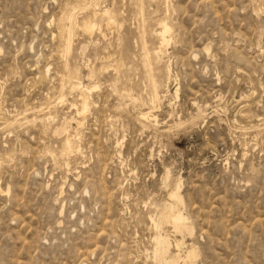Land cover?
<instances>
[{
	"label": "rangeland",
	"instance_id": "1",
	"mask_svg": "<svg viewBox=\"0 0 264 264\" xmlns=\"http://www.w3.org/2000/svg\"><path fill=\"white\" fill-rule=\"evenodd\" d=\"M263 118L264 0H0V264H264Z\"/></svg>",
	"mask_w": 264,
	"mask_h": 264
},
{
	"label": "bare ground",
	"instance_id": "2",
	"mask_svg": "<svg viewBox=\"0 0 264 264\" xmlns=\"http://www.w3.org/2000/svg\"><path fill=\"white\" fill-rule=\"evenodd\" d=\"M168 1V0H167ZM144 6V5H143ZM169 6V5H168ZM98 7V6H97ZM96 7V8H97ZM167 7V6H166ZM100 8V7H99ZM144 8V7H143ZM141 9L142 11H144V9ZM170 8V7H169ZM92 9V8H91ZM101 9V8H100ZM100 9H97V11L98 10H100ZM140 9V8H139ZM96 11V10H95ZM101 11V10H100ZM112 12V13H111ZM111 13V14H110ZM140 13V12H139ZM142 14V13H141ZM104 15L107 17H104L105 18V20H106V22L107 23H111V22H115L116 20H117V18H116V15H115V12L112 10V11H110V10H108V9H106V10H104ZM168 15V14H167ZM166 15V16H167ZM165 16V17H166ZM168 17V16H167ZM71 20H72V22L73 23H75V20H76V17L73 15L72 17H71ZM168 20H166V18H164V19H161L159 22H158V26H159V31L157 32V36H158V38H159V40H160V46L158 47V51H157V53L159 54V53H164L165 51H166V47H167V44L170 42V40L173 38H171V33H172V27L170 26V24L167 22ZM76 25H79V24H76ZM100 25H101V22H100V20L98 19V17H97V14H95L93 17H88L87 19H83V21L80 23V27H81V29H83L85 32H87V33H90V34H92L97 28H99L100 27ZM75 26V25H74ZM75 29V27L73 28V30ZM72 32V31H71ZM155 32V31H154ZM69 33V32H68ZM155 34H156V32H155ZM154 34V35H155ZM89 35V34H88ZM173 35V34H172ZM90 37V36H89ZM73 39V38H72ZM84 49H85V47H83ZM157 48V47H156ZM66 51V50H65ZM147 52V51H146ZM166 54V53H165ZM164 55V54H163ZM147 60L149 61V63H150V51L147 53ZM150 65H151V63H150ZM89 68H90V66H89ZM76 72V71H75ZM73 73V72H72ZM78 73V72H77ZM71 73H69V75H70ZM73 74H75V73H73ZM73 76H75V75H73ZM64 77H66V75L64 76ZM76 77V76H75ZM91 77V76H90ZM74 78V77H73ZM77 78L78 77H76V79H72V80H74V83L72 84L73 85V88H75L78 84H76L78 81H77ZM79 79V78H78ZM71 80V81H72ZM77 82H76V81ZM70 81V80H69ZM81 81H82V79H81ZM76 82V83H75ZM154 82V81H153ZM69 83V82H68ZM71 86V85H70ZM81 87V88H84V91H87L88 93H90V91H91V89L93 88H90V87H88V86H85L84 84H83V82H79V85L77 86V87ZM64 87V86H63ZM94 87H96V86H94ZM155 87V86H154ZM78 89V88H77ZM151 90V89H150ZM152 91V90H151ZM155 91H157V90H155ZM61 93H63V92H61ZM156 93V92H155ZM64 94V93H63ZM151 95V94H150ZM60 96H62V94L60 95ZM153 96V95H152ZM64 97V96H63ZM84 98L86 99L85 100V102H84V104H83V106H82V108L80 109V110H78L79 111V115H86V112L88 111V109H89V105H90V103L88 102V100H87V97H86V95L84 96ZM156 99H157V97H156ZM152 101V100H151ZM154 101V100H153ZM151 104H152V102H151ZM153 106H155L154 104H153ZM78 107V106H77ZM141 114H143V113H141ZM150 115L151 114H149V113H145V114H143V117H145V118H149L150 117ZM12 116H14V115H12ZM78 116V115H77ZM83 117V116H82ZM49 118V117H48ZM80 118V117H79ZM79 118H77V119H79ZM19 119V118H18ZM47 119V118H46ZM80 120V119H79ZM83 120H85V118L83 119ZM154 120L155 121H158L157 120V117L156 116H154ZM263 120H264V118H263ZM17 121H19V120H17ZM16 121V122H17ZM84 122V121H83ZM69 123H71V121H69V119H65L64 120V122H63V124L59 127V128H57V132H68L69 131V127H70V124ZM142 123V122H141ZM81 124V123H80ZM83 124V123H82ZM6 125V124H5ZM14 125H17V123L16 124H14ZM79 125V124H78ZM72 126V125H71ZM15 127V126H14ZM73 128V127H72ZM56 129V128H55ZM72 131H73V129H71ZM73 132H75V131H73ZM71 133V132H70ZM74 134V133H73ZM71 136V135H70ZM70 136H68V138L66 139V144L68 145V147H71V138H70ZM73 137H75V136H73ZM74 139V138H73ZM64 143H65V141H64ZM66 145V146H67ZM68 150V149H67ZM69 151V150H68ZM63 152H65V151H63ZM66 153V152H65ZM169 177H170V171L169 170H166V174H165V182H167V181H169ZM170 196L176 201V203L175 204H181L182 202H183V197H182V194L180 193V184L178 183V184H176V186L173 188V190L171 191V193H170ZM178 206V205H177ZM179 209V208H178ZM174 216V220H175V222H176V225H177V227L178 228H182L183 227V225H185V223L187 222V217L183 214V212H181L180 210L177 212V213H175V215H173ZM157 221V220H156ZM155 220H153V223H154V225H155V227H156V230H157V233H156V235H155V237L153 238L154 239V244H155V255H158V253H160V251L163 249V247H164V238L162 237V234H161V232H160V223H158V222H156ZM186 227V226H185ZM168 243V242H167ZM181 243V242H180ZM176 245H178V244H176ZM167 249H168V247H167ZM179 249H181V248H179ZM192 252V251H191ZM195 253V252H194ZM193 254V253H192ZM162 255V254H161ZM163 256V255H162ZM193 256V255H192ZM161 259H162V257H161ZM190 260V259H189ZM162 261V260H161ZM163 262V261H162Z\"/></svg>",
	"mask_w": 264,
	"mask_h": 264
}]
</instances>
